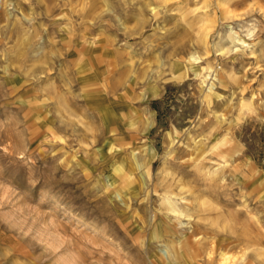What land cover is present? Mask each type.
Listing matches in <instances>:
<instances>
[{
	"label": "rangeland",
	"instance_id": "rangeland-1",
	"mask_svg": "<svg viewBox=\"0 0 264 264\" xmlns=\"http://www.w3.org/2000/svg\"><path fill=\"white\" fill-rule=\"evenodd\" d=\"M195 238L264 264V0H0V264H190Z\"/></svg>",
	"mask_w": 264,
	"mask_h": 264
},
{
	"label": "bare ground",
	"instance_id": "bare-ground-1",
	"mask_svg": "<svg viewBox=\"0 0 264 264\" xmlns=\"http://www.w3.org/2000/svg\"><path fill=\"white\" fill-rule=\"evenodd\" d=\"M188 7V6H187ZM152 10L154 11V13H158V10H157V8L156 7H153L152 8ZM186 10V9H185ZM205 31V30H204ZM203 31V32H204ZM229 40H230V42H232V43H234V42H236V39H237V37L236 36H234L232 33H230L229 34ZM207 38V37H206ZM207 42V41H206ZM96 43V42H95ZM219 44V46H220V43H218ZM221 44H222V42H221ZM241 46V45H240ZM228 47V46H227ZM226 47V48H227ZM230 47H232V46H230ZM221 48V47H220ZM219 48V49H220ZM225 49V48H224ZM230 48L228 47L227 49H225V50H229ZM208 50V49H207ZM223 52H224V50H223ZM223 52H221V53H223ZM206 53V52H205ZM225 53H227V51L225 52ZM201 58V56L199 55V54H196V53H192L191 55H190V57H189V62H190V64H191V68H193L194 70H195V72H196V74H199L200 73V71L197 69V67H196V63H197V60H199ZM212 68V66L210 65V64H207V69L206 70H209V69H211ZM203 69V68H202ZM205 69V68H204ZM207 74V73H206ZM209 74H210V72H209ZM208 74V75H209ZM215 77V76H214ZM204 78H206V77H204ZM105 79V78H104ZM102 80V79H101ZM106 82H105V80H102V84H103V86H104V89L102 90L103 91V94H104V97L106 98V100L109 98V95L107 94V92L105 91V88H106V84H105ZM133 96V95H132ZM108 97V98H107ZM127 98V97H126ZM132 98V97H131ZM146 98V97H145ZM243 105L244 106H252V102H243ZM104 110H105V108H104ZM106 112L105 113H103V116L104 117H107V116H110L109 115V112H108V109H106L105 110ZM111 123H110V125L109 126H107V128H106V132H113V131H115L116 130V126L114 125V122H115V120H114V118H111ZM150 125H152V123H150V124H148V126H150ZM222 138V137H221ZM202 142V141H201ZM106 143V142H105ZM107 146H108V148L110 149V150H112L113 148H114V143H113V139L112 138H107ZM227 143H228V139H227V137L226 136H224L222 139H220V140H217L213 145H212V147H211V150L213 151V150H215V149H218V148H220L221 146H224L225 148H228V145H227ZM122 146V145H121ZM223 149V148H222ZM170 152V151H169ZM205 150H203L202 152H201V154H200V157L202 158H204L205 157ZM227 152V151H226ZM154 149H150V158L148 159V161H150L152 158H153V155H154ZM223 153V152H222ZM169 154V153H168ZM167 154V155H168ZM226 155V154H225ZM200 158V159H201ZM199 158H198V160H200ZM203 161V160H202ZM228 161L227 160H225V163H227ZM225 165V164H224ZM223 165V166H224ZM146 168V172L149 174L150 172H151V168H150V163H148V165H147V167H145ZM129 170V169H128ZM214 170V169H213ZM208 171L210 172V176H212L211 175V173H214V171H212L211 172V170H209L208 169ZM208 172V173H209ZM213 175H215V174H213ZM109 181L110 182H112V180L111 179H109ZM164 193H166L167 195L164 197L165 198V203H167L166 204V206H167V208H168V210L171 212V213H173V214H175L176 216H181V215H188V216H190L191 215V212L190 211H185V210H183L179 205H178V201L176 202V199L174 200L172 197H171V195L170 194H172V193H167V191L166 192H164ZM182 199H184V197H181ZM186 201V200H185ZM187 203V202H186ZM188 207H189V205H188ZM191 209V208H190ZM175 216V217H176ZM182 234V233H181ZM189 234V233H188ZM192 235V234H191ZM186 236V235H185ZM196 236V235H195ZM190 239V238H189ZM194 240V239H193ZM192 240V241H193ZM194 241H196L195 243H197V244H195L194 246H193V250L191 251V252H188L187 251V254H186V256L188 257V259H189V261L191 262L190 264H196V262H197V258L201 255V248H200V242L198 241V238H195V240ZM188 244V243H187ZM189 245V244H188ZM186 247V246H185ZM186 250V249H185ZM181 252V251H180ZM212 250H210L209 252H208V255L207 256H211V254H212ZM234 254V253H233ZM183 257V256H182ZM240 258H245V252H243V253H241V255H230V254H227V253H225V252H223L222 254H221V257H220V259H219V262H218V264H240V263H238L239 262V260H240ZM242 262V261H241ZM247 264H255V262L254 261H250V262H248Z\"/></svg>",
	"mask_w": 264,
	"mask_h": 264
}]
</instances>
